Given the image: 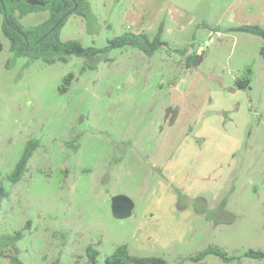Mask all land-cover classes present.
I'll use <instances>...</instances> for the list:
<instances>
[{
    "label": "rangeland",
    "instance_id": "obj_1",
    "mask_svg": "<svg viewBox=\"0 0 264 264\" xmlns=\"http://www.w3.org/2000/svg\"><path fill=\"white\" fill-rule=\"evenodd\" d=\"M162 22L167 46L152 57L128 47L49 65L10 52L0 13V264L85 263L90 245L100 263L127 245L168 264H196L186 258L210 246L241 261L199 264H264L244 257L264 252L262 40L232 30L264 28V0H87L61 39L104 48L126 32L154 38ZM185 47L203 49L199 67L184 66ZM31 139L40 146L12 184ZM119 194L135 203L128 219L112 214Z\"/></svg>",
    "mask_w": 264,
    "mask_h": 264
},
{
    "label": "trees",
    "instance_id": "obj_2",
    "mask_svg": "<svg viewBox=\"0 0 264 264\" xmlns=\"http://www.w3.org/2000/svg\"><path fill=\"white\" fill-rule=\"evenodd\" d=\"M46 2V5H31L29 0H0V13L3 16L2 33L10 43V52L19 58H29L32 60H41L46 64L68 63L71 56L80 58H95L101 54L109 53L115 49L135 48L145 55L152 57L156 52L167 46L163 41L164 22L161 23L158 33L151 38L145 32L134 33L126 32L121 36L109 39L107 46L97 48L95 46L84 47L80 41L61 39V30L71 15L84 17L86 14L87 0H38ZM49 10V18L34 27L26 30L20 23L25 15L36 11ZM234 31L248 33L261 38L262 47L260 55L264 62V28L259 25H243L233 28ZM2 47L0 46V50ZM183 58V64L188 69L199 67L205 59V53L198 54L196 50L190 52L189 47L176 50ZM74 80V74H69L65 79L61 92H66ZM236 86L239 90H247L250 86L249 78L238 79ZM40 142L36 139L28 141L24 153L19 159L13 171L7 176L12 184H18L26 172L28 164L39 148ZM2 186L0 185V188ZM2 189V188H1ZM7 194L2 191L1 200ZM27 229V228H26ZM17 240L22 238V233L17 232ZM87 261L76 264H168L162 257H138L130 253L127 245H121L116 248L113 254L106 257L103 263L99 262L100 251L93 246H88L85 252ZM213 255L226 263L234 260L241 261V258L229 257L228 254L217 246H210L200 251L195 256L186 258L196 264L203 262L208 256ZM0 256H4L0 252ZM245 258L259 260L264 259L263 251L249 250ZM12 264H24L17 256H10Z\"/></svg>",
    "mask_w": 264,
    "mask_h": 264
},
{
    "label": "water",
    "instance_id": "obj_3",
    "mask_svg": "<svg viewBox=\"0 0 264 264\" xmlns=\"http://www.w3.org/2000/svg\"><path fill=\"white\" fill-rule=\"evenodd\" d=\"M31 5L44 6L46 2L38 0H29ZM2 189L0 188V200H1ZM135 208L134 201L123 194L115 195L111 199V210L112 214L116 219L124 220L132 216Z\"/></svg>",
    "mask_w": 264,
    "mask_h": 264
},
{
    "label": "built area",
    "instance_id": "obj_4",
    "mask_svg": "<svg viewBox=\"0 0 264 264\" xmlns=\"http://www.w3.org/2000/svg\"><path fill=\"white\" fill-rule=\"evenodd\" d=\"M204 51H203V49L202 48H199L198 50H197V53L198 54H201V53H203Z\"/></svg>",
    "mask_w": 264,
    "mask_h": 264
}]
</instances>
